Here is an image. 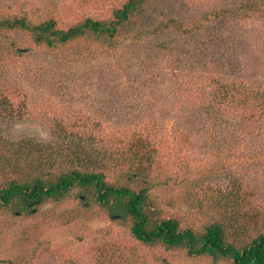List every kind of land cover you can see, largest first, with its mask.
<instances>
[{
    "label": "rangeland",
    "instance_id": "374dc122",
    "mask_svg": "<svg viewBox=\"0 0 264 264\" xmlns=\"http://www.w3.org/2000/svg\"><path fill=\"white\" fill-rule=\"evenodd\" d=\"M126 1L0 0V21L24 15L66 29L110 19ZM242 1L145 0L112 44L85 35L47 47L27 30H0L14 85L0 99L16 107H0V182L35 163L52 173L104 163L112 183L148 187L158 217L198 231L222 222L230 240L251 242L264 232V154H253L264 123L241 124L231 139L203 109L204 79L233 68L264 75V8L244 14ZM175 18L190 31L176 33ZM82 191L34 213L0 206V264H233L144 243L130 219L111 217L92 194L87 204Z\"/></svg>",
    "mask_w": 264,
    "mask_h": 264
},
{
    "label": "trees",
    "instance_id": "16d2710c",
    "mask_svg": "<svg viewBox=\"0 0 264 264\" xmlns=\"http://www.w3.org/2000/svg\"><path fill=\"white\" fill-rule=\"evenodd\" d=\"M144 2L145 0H127L122 7L114 11V16L110 19L89 17L66 29L58 27L54 19L34 23L23 15L1 20L0 30H27L37 44L47 47L66 44L85 35H93L112 44L120 33V28L142 11ZM241 7L246 11L244 14H248L250 9L262 10L264 0H244ZM172 20L175 21L176 33L190 31L187 27H182V21L179 22L176 18ZM12 54L21 55L22 50L15 47ZM6 61L9 63L10 58ZM223 61L230 67L235 65L231 59L226 61L224 58ZM6 72L7 66L1 63L0 94L7 95L6 91L10 93L14 85L10 84V78L6 79ZM204 82L209 85L208 93L204 94V114L210 125L212 123L215 126H226L222 128L226 129L224 135L232 139L238 135L242 136V127L239 125L253 123L254 125L249 124V127L253 128L264 123V75L251 72L242 74L237 68H233L228 78L213 75L204 79ZM7 99L6 96L0 99V107L10 106L13 112L16 107L12 102L7 105ZM210 125L211 130L214 129L213 125ZM253 154L262 155L264 149H259ZM36 164L39 166L36 167ZM33 166L29 173H17L16 177L9 178L4 183L0 182V206L34 213L39 205L51 200L61 201L76 187H81V194L85 196L87 204L91 203L88 196L92 194L111 217L130 219L133 235L144 243L161 242L168 247L185 248L191 256H211L215 261L228 259L233 264H264V232L259 233L251 242L238 245L236 241L229 239L227 227L222 222L210 223L201 231L182 228L178 218H162L156 215L148 187L137 189L109 181L104 163L99 167H83L84 164H81L54 173L44 172L42 169L45 164L35 163ZM134 174L133 177H136L137 173Z\"/></svg>",
    "mask_w": 264,
    "mask_h": 264
}]
</instances>
